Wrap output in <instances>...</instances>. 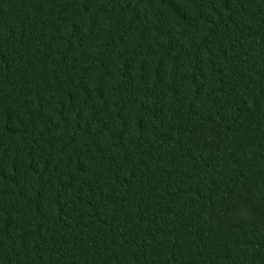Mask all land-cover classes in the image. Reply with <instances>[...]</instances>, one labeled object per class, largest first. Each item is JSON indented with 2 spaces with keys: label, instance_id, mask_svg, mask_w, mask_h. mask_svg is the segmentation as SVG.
Returning a JSON list of instances; mask_svg holds the SVG:
<instances>
[{
  "label": "trees",
  "instance_id": "obj_1",
  "mask_svg": "<svg viewBox=\"0 0 264 264\" xmlns=\"http://www.w3.org/2000/svg\"><path fill=\"white\" fill-rule=\"evenodd\" d=\"M0 264H264V0H0Z\"/></svg>",
  "mask_w": 264,
  "mask_h": 264
}]
</instances>
